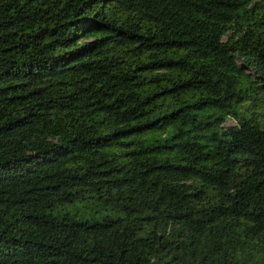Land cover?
<instances>
[{
  "label": "trees",
  "instance_id": "16d2710c",
  "mask_svg": "<svg viewBox=\"0 0 264 264\" xmlns=\"http://www.w3.org/2000/svg\"><path fill=\"white\" fill-rule=\"evenodd\" d=\"M0 264H264V0H0Z\"/></svg>",
  "mask_w": 264,
  "mask_h": 264
},
{
  "label": "rangeland",
  "instance_id": "374dc122",
  "mask_svg": "<svg viewBox=\"0 0 264 264\" xmlns=\"http://www.w3.org/2000/svg\"><path fill=\"white\" fill-rule=\"evenodd\" d=\"M235 122L233 120H230L227 125H233Z\"/></svg>",
  "mask_w": 264,
  "mask_h": 264
}]
</instances>
